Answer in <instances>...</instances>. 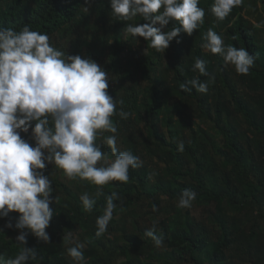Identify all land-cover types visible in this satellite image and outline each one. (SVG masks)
Segmentation results:
<instances>
[{
    "label": "trees",
    "instance_id": "16d2710c",
    "mask_svg": "<svg viewBox=\"0 0 264 264\" xmlns=\"http://www.w3.org/2000/svg\"><path fill=\"white\" fill-rule=\"evenodd\" d=\"M213 2L205 5L204 23L192 36L181 32L161 54L142 37L125 39L128 23L147 22L139 16L115 19L109 0H0V27L19 31L28 24L66 55L101 64L109 95L122 99L123 110L130 113L127 119L112 118L118 148L143 162L129 170L128 183L113 181L99 197L95 186L69 181L47 164L43 173L52 182L54 209L46 229L50 241H39L27 229L5 227L19 215L11 212L0 218V254L14 257L20 250L15 237L25 231V247L37 252L29 264H72L64 239L72 232L85 244L86 264H264V42L257 40L260 31L250 20L264 21V0H244L223 21L210 13ZM209 28L226 46L254 55L248 75H238L222 57L201 47ZM196 58L214 77L207 93L180 88L194 77L208 80L192 70ZM21 137L34 146L31 128ZM181 141L183 152L177 151ZM97 143L112 159L103 138ZM185 188L197 193L189 209L177 207ZM113 191L118 206L108 231L97 238L96 219ZM85 192L96 198L91 213L79 199ZM153 223L164 241L159 248L144 235Z\"/></svg>",
    "mask_w": 264,
    "mask_h": 264
},
{
    "label": "clouds",
    "instance_id": "9594fccd",
    "mask_svg": "<svg viewBox=\"0 0 264 264\" xmlns=\"http://www.w3.org/2000/svg\"><path fill=\"white\" fill-rule=\"evenodd\" d=\"M200 1H205L201 7L198 6ZM208 1H214L210 13L217 21H223L244 3V0ZM208 1L109 0V3L115 19L127 22L139 16L147 22L128 23L123 29L125 39L129 35L142 37L148 47L163 54L181 32L192 36L204 23ZM208 19L205 20L208 22ZM252 23L257 29L264 27V21ZM168 25L171 27L162 31ZM202 39L201 47L207 52L222 57L238 75L249 74L255 57L244 47L226 46L212 28ZM192 70L198 71L200 76H208V80L202 82L194 77L181 84V90L207 93L214 77L208 74L205 62L196 58ZM108 87V73L92 59L66 55L50 43L47 34L32 30L28 24L19 31L0 27V218L11 212L19 214L14 225L8 222L5 227L27 229L39 241H50L46 229L54 209L50 207L52 182L43 173L47 164H54L69 181H85L95 186L97 197L103 195L104 187L113 181L128 183L129 170L142 166L138 156L118 148L117 127L112 118L118 115L127 119L130 113L123 110L122 99L117 101L109 95ZM117 105L121 106L119 111ZM30 128L34 146L21 137V133H28ZM104 133L112 135L104 136ZM101 138L109 146L112 159L97 143ZM177 151H184L182 141ZM196 197V192L185 188L179 195L177 207L191 208ZM79 199L83 210L91 213L96 198L85 192ZM118 200L115 191L106 197L103 214L96 219L95 237L108 231ZM28 232L20 231L15 237L20 250L14 257L0 254V264H29L36 260V249L25 247ZM144 235L157 248L164 242L162 235L157 234L155 223ZM64 239L73 245L67 248L72 264H86L85 244L72 232Z\"/></svg>",
    "mask_w": 264,
    "mask_h": 264
},
{
    "label": "rangeland",
    "instance_id": "374dc122",
    "mask_svg": "<svg viewBox=\"0 0 264 264\" xmlns=\"http://www.w3.org/2000/svg\"><path fill=\"white\" fill-rule=\"evenodd\" d=\"M245 17H246V19L247 18H249L246 14H245ZM251 20V23L253 22V21H255V20H252V19H250ZM262 28L264 29V27H261V28H259V33L257 34V40H259L260 42L259 43H261V42H264V34H263V30H262ZM89 36V35H88ZM88 36H86L85 38H84V40H83V44H82V47H84L85 49L87 48V45L89 44V39H88ZM88 40V41H87ZM101 65V64H100ZM62 176V175H61ZM195 204L193 203V205L192 206H194ZM141 226L143 227V228H146V227H148L149 225L147 224V223H144V222H141ZM83 234H84V232H83ZM70 246V244H68V245H66V247H69Z\"/></svg>",
    "mask_w": 264,
    "mask_h": 264
}]
</instances>
